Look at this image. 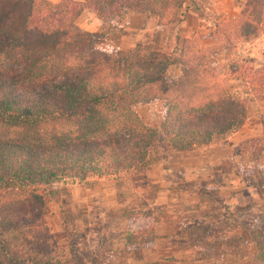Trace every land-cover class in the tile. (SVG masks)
<instances>
[{"label": "trees", "instance_id": "obj_1", "mask_svg": "<svg viewBox=\"0 0 264 264\" xmlns=\"http://www.w3.org/2000/svg\"><path fill=\"white\" fill-rule=\"evenodd\" d=\"M184 1L0 0V252L9 264H46L26 256L20 234L42 218L51 184L139 175L158 142L178 152L217 145L243 125L247 103L264 98V68L232 74L238 95L193 37L177 50L95 48L124 11L167 26L186 12ZM81 11L101 22L99 32L74 30ZM230 33L226 42L264 35V0H244ZM176 64L184 71L169 82ZM152 100L162 103L157 130L132 109Z\"/></svg>", "mask_w": 264, "mask_h": 264}, {"label": "rangeland", "instance_id": "obj_2", "mask_svg": "<svg viewBox=\"0 0 264 264\" xmlns=\"http://www.w3.org/2000/svg\"><path fill=\"white\" fill-rule=\"evenodd\" d=\"M59 1L43 3L48 7ZM182 3L186 12L167 26H158L153 16L124 11L115 20L118 29L95 48L111 52L150 44L177 50L183 40L193 37L209 53L212 67L225 75L230 89L240 95L242 84L231 79L232 74L244 66L264 68V35L246 43L232 37L226 42L239 20L244 0ZM73 28L89 34L99 32L102 25L92 14L81 11ZM183 71L182 65L172 66L166 71V80L173 82ZM132 109L147 127L159 128L161 101L136 103ZM146 165L136 176L51 184L52 199L42 218L20 234L26 243V256L32 260L35 254L37 261L46 264H264V98L247 103L243 125L223 142L190 153L176 152L158 142ZM195 167L198 170H191ZM170 179L178 181L172 187L178 197L173 209L175 219L160 214V207L143 208L140 204L139 209L130 208L133 200L138 204L141 199L147 203L155 199L159 189L170 186ZM157 181L165 187H158ZM107 182L112 185L103 184ZM112 188L121 207L114 211L107 205L99 215L96 202L100 194H113ZM105 200H109L107 196ZM193 210L200 212L199 216L210 217L194 229L190 221ZM158 217L163 218L162 224ZM154 223L162 233L175 231L180 242L167 249L163 242L154 241L153 235H137L136 226L153 230ZM0 264H9L1 252Z\"/></svg>", "mask_w": 264, "mask_h": 264}, {"label": "crops", "instance_id": "obj_3", "mask_svg": "<svg viewBox=\"0 0 264 264\" xmlns=\"http://www.w3.org/2000/svg\"><path fill=\"white\" fill-rule=\"evenodd\" d=\"M136 15H138V14H136ZM100 24H101V22H100ZM212 146H214V145H212ZM207 147H211V146H207ZM207 147H203V148H207ZM203 148H198V149H203ZM187 152L190 153V152H192V150L191 151H187ZM176 169L179 170V171H182V170H185L186 168H184V169L176 168ZM191 170H198V167H195V168H193ZM162 172L164 173L163 175L166 176L164 170ZM90 179H95V178H90ZM98 180L99 181H106L103 178L98 179ZM162 181L166 182L167 180L165 181L163 179ZM168 182H169L170 186L167 189H162V190L159 189V191H157L155 199L153 198L151 201H148V203L144 199H141L138 202V204L136 202H134V200H133V205L129 204L130 203L129 201H126L125 203L127 205H131L130 208H133V209H139L138 207H139L140 204H141L140 206H142L143 208H144V206H145V208H146V206H148V208H150V207H160V214L165 213V214L169 215V219H175L174 218L173 209L177 206L178 197L175 194V192L173 191L172 187H173V185H177L178 181H172L170 179ZM157 183H158V187H165V186H162L163 185L162 182L157 181ZM160 183H162V185H160ZM103 184H105V186H107V187L112 185L111 182H107V183H103ZM112 189H113V194H111V195L110 194L109 195L108 194L107 195L100 194L99 199L96 202L97 206L99 208V210H98V214L99 215L104 213V211L102 209L103 208L105 209L107 207V205H110L111 208H114V211H115L116 208L119 209V207H121V203L118 202L117 197L115 196V189L114 188H112ZM99 190H100V188H99ZM104 191L106 192V189L103 190V192ZM99 192L101 193V190ZM106 196H107V199H109V200H105ZM205 196H210V195L206 194ZM209 198L214 199V201H215V198H213L211 196ZM105 201H109L108 202L109 204L108 203L107 204H103ZM145 202L148 205H145ZM172 213H173V217H172ZM199 213L196 212L195 210L192 211V214L194 216L191 217L190 221H191V223L193 225V229L196 228L197 225H199L201 220H203V221L205 220L206 221V220H209V218H210V217H207L205 215H203V216L200 215L199 216ZM157 220L160 222L159 224H162V221H163L162 217L161 218L158 217ZM165 232L166 233L160 232L158 230V226H156V224L154 223V225H153V234H152L153 238H154V241L161 242V243L163 242L164 244H166L167 249H168L169 246L172 247V245L174 243L178 244L180 242L178 240V237H177L175 231H172V232L171 231H169V232L165 231ZM151 236H149V237H151ZM204 240H205V243H207L206 238ZM129 257L130 256L127 257V260L129 259Z\"/></svg>", "mask_w": 264, "mask_h": 264}]
</instances>
